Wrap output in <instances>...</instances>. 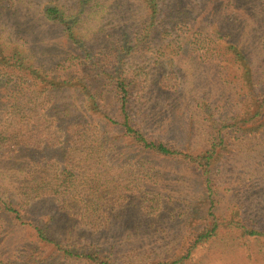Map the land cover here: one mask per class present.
Instances as JSON below:
<instances>
[{
  "label": "rangeland",
  "instance_id": "rangeland-1",
  "mask_svg": "<svg viewBox=\"0 0 264 264\" xmlns=\"http://www.w3.org/2000/svg\"><path fill=\"white\" fill-rule=\"evenodd\" d=\"M15 2L0 17V136L7 119L14 117L11 106L21 98L29 104L38 100L34 91L44 86L41 75L57 71L78 77L104 71L110 84L133 81L139 92L132 97V117L144 136L193 155L216 141L219 125L242 114L254 93H264V0ZM47 6L75 15L73 38L85 47L75 46L70 33L43 17ZM225 35H231L247 59L245 67L209 41ZM11 48L23 49L36 78L30 73L18 78L4 67ZM109 91L104 95L106 114L115 118ZM66 97L76 108L83 105L75 92ZM111 131L113 139L115 129ZM99 135L93 134L94 144ZM238 135L218 151L206 180L192 164L139 156L126 141L98 146V166L88 175L95 184L72 192L60 188L66 205L48 196L60 184L53 148L34 142L18 149L5 141L0 145V196L11 198L26 223L48 228L66 248L96 250L114 264L181 257L193 236L213 225L212 219L202 220L212 210L217 232L188 264H264V238L248 234L264 231V131ZM41 179L47 196L35 199L33 190ZM12 218L0 213V233H6L0 250L16 253L26 264H87L57 256L50 247L39 248L29 226ZM96 219L98 225L91 222Z\"/></svg>",
  "mask_w": 264,
  "mask_h": 264
},
{
  "label": "trees",
  "instance_id": "trees-1",
  "mask_svg": "<svg viewBox=\"0 0 264 264\" xmlns=\"http://www.w3.org/2000/svg\"><path fill=\"white\" fill-rule=\"evenodd\" d=\"M15 3V0H0V17L6 15ZM43 17L55 25L62 26L65 33H70L71 41L75 46L81 44L85 47L80 41L75 42L73 38L75 15H67L58 7L47 6L44 8ZM262 35L261 38L264 42V31ZM224 38L227 40L222 42L221 39ZM230 39L225 35L218 37L216 41L210 37L209 41L216 44L215 49H220L230 55L235 65L245 67V64L248 63L247 59L240 48ZM84 47H81L82 50ZM9 50L6 51L4 67L6 66L11 72L15 71L18 78L22 73H30L35 77L37 71L24 55L23 49L11 48ZM57 72V75H41L44 76V80L41 81L44 86L40 88L37 86L34 91L38 100L29 104V102L26 103L25 98H21L11 106L12 110L9 115L14 117L7 119L4 135L0 136V145H3L5 141H11L18 149L30 147L34 142L39 145L48 144L51 146L54 150L52 158H55L59 164L60 178L57 182L60 181V184L55 185V188L51 187L52 193L48 196L55 198L62 205H66L63 203L66 199L61 197L60 188L72 192L88 190L95 184V180L89 178L88 175L91 174V167L98 166L96 162H99L100 159H95L97 148L98 146L107 147L111 141H126L129 148L138 151L139 156L141 153H148L192 164L206 180L210 172L209 169L216 163L218 151L222 152V147L231 141L233 134L245 137L246 135L261 134L264 131V93H254L252 102L243 112L244 114L223 121L219 125L216 141L210 142L205 151L193 155L187 151L172 148L164 142L149 140L144 136L132 117V97L134 93L139 92L133 81L124 78L110 84L106 77L107 73L104 71L94 73V75L85 71L81 77L72 74L59 75L62 74L61 71ZM30 75H27V78ZM37 78L39 79L40 76ZM106 89L114 95L113 100L117 114L115 118L106 114V98L104 97ZM70 91L75 92L83 101L81 107L76 108L66 100V95ZM41 96L42 98H40ZM40 110L45 113H40ZM112 128L115 129V132L112 133L113 139H111L110 133ZM94 133H100L97 144L92 141ZM95 138L97 139V137ZM77 151H85L88 154L85 156L72 155ZM84 171H87L88 174H82ZM45 186V180L41 179L40 184L35 188L37 190H33V193L36 194L35 199L47 196V192L43 189ZM41 190L43 192H40ZM10 199H6L7 202L0 196V213L6 219L13 214L15 218L12 219L18 220L25 227L26 221ZM208 219H212L213 225H208L203 231L193 236L190 243L184 248L181 257L173 258L170 261H156L152 264H188L194 251L200 245L210 241L217 232V217L215 218L212 210H209L202 220ZM98 221L96 219L91 222L98 225ZM26 225L33 232L36 242L40 245L39 248L50 247L53 254L57 256L59 254L65 259L83 260L87 264H114L108 256L99 251H87L75 247L66 248L51 235L46 227L31 223H26ZM248 234L254 238H264V231H250ZM5 235L6 233H0V242L6 237ZM0 264L26 263H22L16 253L9 255V252L3 248L0 250Z\"/></svg>",
  "mask_w": 264,
  "mask_h": 264
}]
</instances>
